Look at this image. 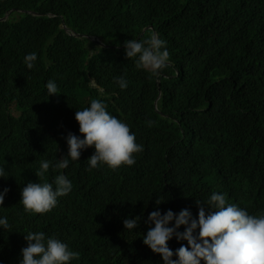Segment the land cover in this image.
Wrapping results in <instances>:
<instances>
[{"label": "trees", "instance_id": "16d2710c", "mask_svg": "<svg viewBox=\"0 0 264 264\" xmlns=\"http://www.w3.org/2000/svg\"><path fill=\"white\" fill-rule=\"evenodd\" d=\"M8 12L0 20V192L9 191L0 218L11 227L0 226V264H20L24 235L40 231L80 254L72 264H163L143 244L152 211L197 217L196 201L206 205L215 192L264 213V0H0V19ZM152 32L170 54L159 78L125 55L126 40ZM49 80L60 95H48ZM93 98L130 126L143 151L131 167L89 170L88 148L55 169L67 134L80 135L76 110ZM45 160L50 168L37 178ZM59 174L71 193L46 214L26 213L22 187L55 188ZM136 217L138 227L126 230L123 220Z\"/></svg>", "mask_w": 264, "mask_h": 264}, {"label": "clouds", "instance_id": "9594fccd", "mask_svg": "<svg viewBox=\"0 0 264 264\" xmlns=\"http://www.w3.org/2000/svg\"><path fill=\"white\" fill-rule=\"evenodd\" d=\"M27 13L39 16L31 11ZM10 16L11 12H8L0 20L5 21ZM66 29L70 32V29ZM90 38L92 41L100 40L97 37ZM100 46L105 45L102 42ZM124 48L126 58L135 59L136 67L149 72L152 77L159 78L169 66L170 54L166 42L156 32L150 33L145 40H126ZM36 61V53L27 54L24 59L28 69H32ZM114 79L121 90L128 87L129 82L123 76ZM46 88L49 96L60 95L57 84L52 80L47 82ZM160 97L161 94L156 102L158 111ZM75 120L80 135L72 132L67 134V155L58 160L53 166L55 169L68 168L69 158L72 161L80 160L82 151L88 148L95 150L87 159L89 170L104 165L112 170L131 167L136 163L137 154L143 151V146L136 142L130 126L110 114L107 104L100 99L93 98L90 106L76 110ZM151 124L148 121V125ZM50 163L47 160L41 162L40 169L35 173L37 178L45 177ZM0 177H5L3 167H0ZM54 183L55 188L48 182H28L23 186L20 203L24 211L46 214L57 206L59 197L67 196L73 190L71 180L63 174L57 175ZM8 191L5 188L0 192V206L4 204ZM161 203L156 200L157 206ZM196 205L197 217L187 208L178 214L169 209L163 214L154 210L148 215L145 223L149 227L143 236V244L158 254L163 264H264V213L249 214L237 204L229 203L223 194L215 192L206 205L199 201H196ZM139 222L140 217L125 218L123 225L126 230H133ZM0 226L5 230L11 227L7 218H0ZM182 226L183 232L179 231ZM173 238L187 243H182L173 251L169 247V241ZM24 239L27 246L21 250L20 264H72L79 259L80 254L70 250L68 244L55 237L46 238L42 231L28 232Z\"/></svg>", "mask_w": 264, "mask_h": 264}, {"label": "water", "instance_id": "95a60500", "mask_svg": "<svg viewBox=\"0 0 264 264\" xmlns=\"http://www.w3.org/2000/svg\"><path fill=\"white\" fill-rule=\"evenodd\" d=\"M97 44L102 45V42L98 39H93Z\"/></svg>", "mask_w": 264, "mask_h": 264}]
</instances>
